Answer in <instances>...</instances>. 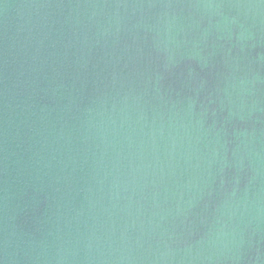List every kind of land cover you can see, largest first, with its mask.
<instances>
[{
  "label": "water",
  "instance_id": "water-1",
  "mask_svg": "<svg viewBox=\"0 0 264 264\" xmlns=\"http://www.w3.org/2000/svg\"><path fill=\"white\" fill-rule=\"evenodd\" d=\"M0 264H264V0H0Z\"/></svg>",
  "mask_w": 264,
  "mask_h": 264
}]
</instances>
